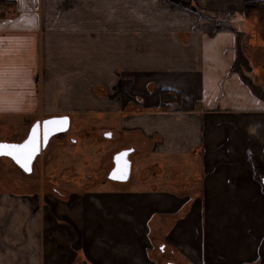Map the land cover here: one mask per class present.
Segmentation results:
<instances>
[{
    "label": "crops",
    "instance_id": "obj_1",
    "mask_svg": "<svg viewBox=\"0 0 264 264\" xmlns=\"http://www.w3.org/2000/svg\"><path fill=\"white\" fill-rule=\"evenodd\" d=\"M7 1L0 131L68 116L99 141L45 168L109 169L0 187V264H264V8L245 12L260 0ZM164 90L180 101L161 107ZM125 148L142 172L112 180Z\"/></svg>",
    "mask_w": 264,
    "mask_h": 264
},
{
    "label": "rangeland",
    "instance_id": "obj_2",
    "mask_svg": "<svg viewBox=\"0 0 264 264\" xmlns=\"http://www.w3.org/2000/svg\"><path fill=\"white\" fill-rule=\"evenodd\" d=\"M200 9V8H199ZM203 11V9H200ZM104 91V90H103ZM116 93V89H115ZM105 94V91L103 92ZM113 95V94H112ZM76 129V128H75ZM18 130L16 133L10 135L9 134H2L0 131V139H5L7 141L11 142H17L14 141L16 138ZM91 133V131H89ZM79 134V133H78ZM77 134L76 131H74V127H70L68 131H66L65 134H62L57 137H52L50 140L51 142L49 143V149L44 152H42L37 158L36 162L33 167V172L31 174H26L18 165H16L13 160H11L9 157H1L0 159V187H5L8 190H25L28 191L29 189L35 190V186L38 185L39 182L42 181H47V182H52L56 185L62 184L66 179H69L71 181H75L76 184L81 185L82 180L87 179L86 181H89L90 178L86 176V173H94L96 172H104V176L109 168H84L83 163L78 164V166H71V168H45V165L47 166L51 160L55 156V152L58 150L61 151V153H66L67 149L71 150L70 152L72 153L73 151H79L81 155H85V157L88 158V150L90 149L89 147L99 141V138L93 134V132L89 135L87 134L86 137L81 138ZM16 135V136H15ZM72 138V141H69V138ZM107 142V141H105ZM104 143V142H103ZM102 143V144H103ZM64 145V146H62ZM100 164V160L95 158V162L91 161V167L94 165L98 167ZM110 165V164H109ZM97 170V171H95ZM185 170V169H184ZM94 171V173L92 172ZM200 171V168H195L192 169L191 172H180V175L178 178L179 181L182 183H186L188 180V175L191 173L193 175L197 174V172ZM69 172V174H67ZM142 172V168H132V175L137 178L140 173ZM168 173H170L166 169V174L163 176L168 178L170 180V177L168 176ZM96 175V174H95ZM171 178L174 177V172H171ZM38 183H37V182ZM192 182V181H191ZM190 182V183H191ZM189 183V184H190ZM149 184V182L147 183ZM146 184L142 182H137L132 185L133 187H136L135 189H142L141 187H144ZM161 186V184L159 183ZM192 185V184H191ZM159 186V191H163L165 188H161ZM61 188V185L59 186ZM187 190H192V188L187 186ZM59 190V189H58ZM171 192H180L179 189L177 190L176 188H170ZM182 191V190H181ZM194 191L193 193L196 194L198 193L197 189L192 190ZM191 192V191H190ZM185 193V192H182ZM181 193V194H182Z\"/></svg>",
    "mask_w": 264,
    "mask_h": 264
},
{
    "label": "water",
    "instance_id": "obj_3",
    "mask_svg": "<svg viewBox=\"0 0 264 264\" xmlns=\"http://www.w3.org/2000/svg\"><path fill=\"white\" fill-rule=\"evenodd\" d=\"M50 122H59V123H50ZM70 118L68 116H54L49 117L44 120H38L32 124L29 129L27 136L18 142H11L1 140L0 144H9V145H23L29 140L32 139L33 133L36 134V144L37 149L33 153L32 158L28 161L27 167L24 166L22 162H19L15 156L9 155L8 150H0L1 157H9L15 164H17L26 174H31L33 171V164L36 161V157L39 156L44 150L51 137L58 133H63L69 129ZM133 151L132 148H125L116 152L113 156L114 166L110 170L108 177L112 180L117 181H128L131 176L132 161L129 158V155ZM264 183V179L262 180ZM173 264V263H170Z\"/></svg>",
    "mask_w": 264,
    "mask_h": 264
},
{
    "label": "snow or ice",
    "instance_id": "obj_4",
    "mask_svg": "<svg viewBox=\"0 0 264 264\" xmlns=\"http://www.w3.org/2000/svg\"><path fill=\"white\" fill-rule=\"evenodd\" d=\"M262 107H264V105H262ZM50 123H59V122H50ZM36 149H37V144H36L35 132L33 133L32 139L23 145L0 144V150H8V154L15 156V158L19 162H22L25 167H27L28 161L31 160L32 155L36 151Z\"/></svg>",
    "mask_w": 264,
    "mask_h": 264
},
{
    "label": "trees",
    "instance_id": "obj_5",
    "mask_svg": "<svg viewBox=\"0 0 264 264\" xmlns=\"http://www.w3.org/2000/svg\"><path fill=\"white\" fill-rule=\"evenodd\" d=\"M2 4H5L8 2L7 0H1ZM260 8H264V0L260 1H252L248 2L245 5V12L247 13L250 10H258L260 11ZM171 101H180V95L179 94H171L167 90H164L161 92V107H168L169 102Z\"/></svg>",
    "mask_w": 264,
    "mask_h": 264
},
{
    "label": "bare ground",
    "instance_id": "obj_6",
    "mask_svg": "<svg viewBox=\"0 0 264 264\" xmlns=\"http://www.w3.org/2000/svg\"><path fill=\"white\" fill-rule=\"evenodd\" d=\"M69 128H70V127H69ZM68 130H69V129H68ZM68 130H67V131H68ZM54 136H55V135H54ZM54 136H53V137H54ZM51 138H52V137H51ZM51 138H50V139H51ZM49 141H50V140H49ZM37 157H38V156H37ZM37 157H36V158H37ZM129 158H130V155H129ZM0 159H1V158H0ZM131 169H132V168H131Z\"/></svg>",
    "mask_w": 264,
    "mask_h": 264
},
{
    "label": "flooded vegetation",
    "instance_id": "obj_7",
    "mask_svg": "<svg viewBox=\"0 0 264 264\" xmlns=\"http://www.w3.org/2000/svg\"><path fill=\"white\" fill-rule=\"evenodd\" d=\"M58 134H59V133H58ZM59 135H62V134H59ZM59 135H58V136H59ZM51 139H52V138H51ZM51 139H50V140H51ZM49 142H50V141H49ZM32 172H33V171H32ZM170 263H172V262H168V264H170Z\"/></svg>",
    "mask_w": 264,
    "mask_h": 264
}]
</instances>
